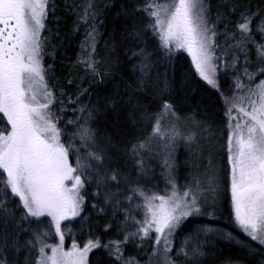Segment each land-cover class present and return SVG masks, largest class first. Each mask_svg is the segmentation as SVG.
Segmentation results:
<instances>
[{
  "label": "snow or ice",
  "instance_id": "6c2138e0",
  "mask_svg": "<svg viewBox=\"0 0 264 264\" xmlns=\"http://www.w3.org/2000/svg\"><path fill=\"white\" fill-rule=\"evenodd\" d=\"M50 3L51 0H0V264H10L5 253L17 257V264H89V254L94 250L105 252L110 257L109 264H140L134 256L124 253L130 242L141 250L150 242L147 264H176L171 253L177 231L196 217L207 215L214 219L221 196L229 205L233 228L259 249L224 229L197 228L182 243L178 255L196 264L205 255L203 243L190 241L209 232L235 241L250 256L264 251V79L255 83L257 76L264 77V11L239 12L232 28L228 27L231 21H224L223 35L230 42L228 46L245 57L243 70L226 95L219 77L221 69L227 72L229 62L223 53L217 54L221 47L217 42L221 17L210 20L206 0H145L144 6L137 9L145 19L137 20L129 32L138 47L131 56L140 60L132 65L131 72L135 77L138 71L139 77L131 84L121 77V83L111 93H97L94 102L71 109L79 114L77 117L65 119L53 107L64 112L68 110L66 103L76 105L80 101L79 95L76 100L69 97L67 101H57L46 79L48 69L43 55L47 41L43 33ZM236 11L233 5L231 12ZM86 17L87 12L85 22ZM96 35L93 25L82 45L88 55L78 62L91 73L93 82L102 84L105 77L118 75L121 66L118 58H108L103 63L93 59ZM256 36L261 38L259 43ZM149 39L157 55L164 53L169 71L173 77L179 74L186 90L194 92L203 84L215 90L223 105L224 166L209 157L204 170L194 172L183 184L175 175V149L181 141L188 146L195 143V129L203 127V121L195 113L177 115L166 95L167 78L162 81L163 87L153 85ZM249 45L257 54L255 71H249ZM180 53L191 58L187 65L180 63ZM238 62L234 59L232 67ZM149 86L155 87L151 95ZM141 96L155 102L159 111L149 113ZM122 112L127 113L124 125L119 123ZM110 118L111 132L105 126ZM142 121L151 123V135L129 139L128 122L139 125ZM69 126L74 128L71 133ZM154 150L164 157L162 188L159 178L150 175L153 170L145 166L144 156ZM121 155L132 161L131 170L127 160L120 163ZM86 185L98 201L92 208L99 215L110 212L116 220L115 227L105 220L102 231L115 232L118 228L122 238L102 240L100 235L91 234L82 246L73 239L66 249L64 222L81 217ZM10 201L15 208L9 207ZM117 214L123 219H118ZM24 224L30 227L25 229ZM32 224L37 227L31 228ZM23 231H31L32 236L24 242L27 255L20 261ZM52 237L57 242L47 243ZM259 264H264V257Z\"/></svg>",
  "mask_w": 264,
  "mask_h": 264
},
{
  "label": "trees",
  "instance_id": "16d2710c",
  "mask_svg": "<svg viewBox=\"0 0 264 264\" xmlns=\"http://www.w3.org/2000/svg\"><path fill=\"white\" fill-rule=\"evenodd\" d=\"M206 2L210 9V20H214L218 15L221 17V23L218 25L219 34L217 36V42L221 47L217 50V54L223 53L229 62L227 72L225 73L221 69L219 77L221 88L224 90L230 84L231 86L233 85L236 77L242 72L245 61L243 53L228 46L230 42H226V38L223 35L225 31L224 21H231L232 23H229L228 27L232 28L238 18L239 12L246 9L264 11V0H206ZM144 3L145 0H51L46 29L43 33L47 41L43 55L44 67L48 69L46 79L51 90L56 93L57 101L61 99L67 101L69 97L72 100H76L78 95L80 101L76 105L66 103V109L68 110L64 112H61L54 106L57 115L65 119H73L79 115L71 111L74 106L79 107L81 104L88 105L90 102H94L97 93H111L114 90V86L121 83V77L128 80L130 84L133 82V79L139 77L138 71L135 77H133L131 72L132 65L139 64L140 60L131 56V51L134 49L138 50V47L137 43L132 40L129 32L133 29L134 23L137 20L145 19L143 14L137 11V9L144 6ZM89 4L92 5L91 8L88 7ZM233 5L237 6L236 13L231 12ZM85 12H87V22L83 19ZM93 25H95L97 33L96 51L93 54V59L103 63L108 58L113 60L118 58L121 66V71L118 75L105 77L102 84L93 82L91 73L86 71L85 66L78 62L82 57L86 58L88 55L87 50H82V45L86 41L87 34L91 31ZM256 40L259 43L261 38L256 36ZM148 42V50L153 52L154 67L150 73L153 85L163 87L162 81L167 78L169 88L166 95L169 97V103L174 105L177 115L186 117L195 113L196 118L203 121V127L195 129L197 133L196 142L188 146L181 141L175 149V175L178 183L183 184L191 179V175L194 172H202L204 170L209 157L217 165L224 166L226 125L223 115V105L215 90L209 89L203 84L194 92L186 90L179 74L173 77L169 71L164 53L160 52L157 55L155 44L151 39ZM139 47H144V45L139 44ZM179 55L181 64L187 65L190 62V58L186 53H180ZM234 59H238L239 61L236 63L235 68L232 67ZM248 62L249 71H255L257 54L252 45H249ZM257 78L263 77L257 76ZM244 83L248 84L246 78H244ZM147 91L151 95L155 91V87L149 86ZM81 92H83V95H80ZM61 93L64 95L61 96ZM140 99L149 113L159 111V106L155 102L144 96H141ZM126 117L127 113L122 112L119 123L124 125ZM111 124L112 120L110 118L105 125L108 127L109 132H111ZM63 126L64 122L62 121L61 127ZM92 126L96 128L95 124ZM67 130L71 133L74 128L73 126H69ZM127 130L130 134L129 139L133 140L146 139L152 132L149 121H142L139 125H131L128 122ZM100 131H103V128ZM125 160H127V167L131 170L132 161L121 155L120 163L124 164ZM144 160L145 166L153 170L150 175H155L159 178L158 183L162 188L164 186L163 174L165 171L162 152L154 150L152 153L146 154ZM92 191L86 185L82 221L80 224L72 223L71 235L80 245H83L91 234L100 235L102 240L121 239V235L117 234L119 232L118 228H116L115 232L111 229L107 233L102 231L101 226L105 220L111 221L114 227L116 220H113L110 212L106 215H99L92 208V204L98 203L92 197ZM9 207L15 208L16 205L10 201ZM209 211H212V209ZM117 218L123 219L120 214H117ZM23 227L28 229L30 226L24 224ZM36 227L35 224L31 225V228ZM197 228L224 229L231 232L238 240H243L251 244L253 248L259 249V246L255 242L250 241L243 233L233 228L229 216V205L223 196L218 200L214 219L205 215L186 221L179 232V236H185L189 234V231H194ZM11 230L12 225H9V231ZM201 234L198 235L196 241L205 243V255L202 260L198 261V264H228L229 261L235 260H239L240 264H259L261 258L264 257V251H258L256 255L250 256L246 251L240 249L235 241H229L212 232L203 237ZM31 236V231L20 233V261L27 255V250L23 245ZM174 250L175 248L172 251L174 252ZM150 252V242L145 243L143 250L137 249L131 242L124 248L126 256H134L140 262H147L146 254H150ZM4 255L10 264H17V257L8 253ZM31 256L34 259L36 252L33 251ZM171 256L176 261V264H190L180 256H175L174 253H171ZM109 261L110 257L101 250H94L89 257V264H94V262L109 264Z\"/></svg>",
  "mask_w": 264,
  "mask_h": 264
},
{
  "label": "rangeland",
  "instance_id": "374dc122",
  "mask_svg": "<svg viewBox=\"0 0 264 264\" xmlns=\"http://www.w3.org/2000/svg\"><path fill=\"white\" fill-rule=\"evenodd\" d=\"M187 54V53H186ZM188 55V54H187ZM190 58V57H189ZM191 59V58H190ZM43 64H44V59H43ZM244 78L245 77H241V79L244 81ZM260 79H264V77L263 78H260ZM260 79H258V78H256V81H255V83H259V80ZM247 81V80H246ZM254 86V85H253ZM50 87V86H49ZM232 87H233V85L231 86V84H230V86H228L226 89H222L224 92H225V94L227 95V94H229V90H231L232 89ZM241 94H243V93H241ZM53 111L55 112V110H54V107H53ZM85 204V203H84ZM83 213V212H82ZM82 213H81V217H82ZM81 217H77L75 220H73V221H65L64 222V225H66L67 227L65 228V248L67 249V248H70L71 247V243H72V241H73V236L71 235V232H72V223H77V224H80L81 223V221H82V218ZM64 225H62V227H64ZM68 229H70L71 231H70V233H69V231H68ZM181 230V229H180ZM180 230H178L177 231V233H176V235L174 236V238H173V249L175 248V250H174V252L172 251V253H174L175 254V256H180V255H178V250H179V248L181 247V245H182V243L185 241V239L189 236V234L190 233H194V231H189V234H187V235H185V236H179V232H180ZM209 234V233H208ZM207 234V235H208ZM205 234H201V236L203 237ZM207 235H205V236H207ZM179 236V237H178ZM197 237L198 236H196V238L195 239H193L192 241H190V243H193V244H195L197 241H196V239H197ZM177 238V239H176ZM55 240V241H54ZM70 240V241H69ZM57 242V239L55 238V237H52V238H49L48 240H47V243H49V244H54V243H56ZM76 243H78L77 241H76ZM79 244V243H78ZM82 246V245H81ZM203 252H204V250H205V243L203 244V247H202V249H201ZM91 254V253H90ZM90 254H89V257H90ZM181 257V256H180ZM181 258H183V257H181ZM203 259V257H201L199 260H202ZM184 260V259H183ZM185 261H188L190 264H193V261L192 260H185ZM140 262V261H139ZM199 262L197 261L196 262V264H198ZM140 264H147V262H140Z\"/></svg>",
  "mask_w": 264,
  "mask_h": 264
}]
</instances>
